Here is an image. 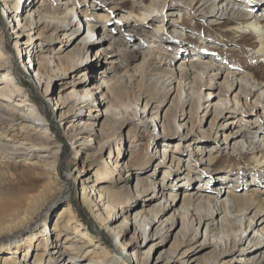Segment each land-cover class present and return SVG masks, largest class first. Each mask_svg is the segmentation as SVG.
<instances>
[{
  "label": "bare ground",
  "instance_id": "1",
  "mask_svg": "<svg viewBox=\"0 0 264 264\" xmlns=\"http://www.w3.org/2000/svg\"><path fill=\"white\" fill-rule=\"evenodd\" d=\"M120 1L124 0H111V3L102 9L117 10ZM179 1L188 9L197 11L209 22L213 20L208 15L216 17L220 14V18L228 16L236 23L235 26L231 24L229 28L254 32L258 43L253 49L259 56L260 60H258L264 61V4L252 7L251 4H245L240 0V2L237 0ZM152 2L150 5L152 11L160 10L159 0ZM4 3L6 16L15 34L17 54L23 58V62L27 61L26 65L31 64L28 69L34 70L37 83L45 97L51 99L53 94L57 93L54 87L58 85V80H64L65 83L67 78H73L70 82L80 86L84 82L83 78H90L93 87L80 92L74 90L73 95L81 100L80 108L88 107L92 113L95 106L97 114L94 115L92 122H84L81 118L78 123L69 124L66 134L73 147L76 143L92 145L93 141L96 142L99 138L97 149L100 153L109 149L110 162H106V169L104 167V170L99 171L98 184L90 187L85 180H82L81 199L91 213L101 220L114 240L121 243L124 248L132 247L130 253L136 264H193L194 262L195 264H264V195L263 190L258 186L264 180L260 167L263 163L264 169V123L245 133L238 127V129L232 128L233 122H228L230 115L227 114L232 108L235 110L238 107L255 108L257 104H261L264 112V80L261 81L255 73L243 75L240 69H230V64L226 65L223 61L224 57H219L217 54L216 57L212 56L209 59L195 56L196 58H192L191 62L182 61V68L177 71L173 67L176 59L174 51H164L163 45L165 48L172 46L177 50L183 48L185 45L182 43L183 34L171 41H159L160 44L156 47L153 44L156 40L150 39L156 38L157 34L151 33L150 41L143 43L146 50L137 51L132 48L130 37L117 38L108 31L103 32L101 30L103 25L99 28L98 24L92 23L91 20L103 21L106 17L97 16L94 14L96 12L91 14V7L83 1L4 0ZM83 6H86V9H83ZM251 8H259L260 11L254 14ZM85 29H88V34L77 41ZM96 32L99 33L97 41L91 35ZM44 38L51 39L52 46L53 42L60 43L63 50L56 51L52 46L44 45L47 40ZM38 41L44 43L39 45ZM98 41H101L99 46ZM95 48L97 50L94 57H90ZM4 49L3 37L0 34V70L8 71L5 76L0 73V81L3 84L0 86V163L7 157H20V155L30 160L38 157L48 161V165L43 164L44 170L33 168L37 174L31 175V178L39 181L42 178L40 176H48V171H50L49 177L52 176L51 171L56 169L60 157L58 151L61 145L45 129L46 118L39 109L21 98L22 88L12 81L15 78L10 70L13 65L12 56ZM108 60L113 67L106 66L105 69H109L103 76H99L102 73L98 71L99 64L103 65ZM135 62L138 63L132 68ZM80 69L83 70L79 72ZM177 78L178 84L174 86L173 82ZM219 78H224V82L222 81L220 85L217 82ZM169 79L173 80L169 81ZM188 80L190 82L185 84ZM190 83L194 90L198 88L201 91L208 84H216L226 94L227 98L221 99V109L217 111V116L207 129L204 128V118L211 111V106L207 107L203 118L200 119L202 105L200 104L198 108L197 98L189 92ZM66 85H62L55 98L61 109L68 108L72 99L64 94ZM175 91L178 97L172 108L173 117L181 118L184 122L181 124L182 127L187 128L191 125L192 131L197 128L202 138L209 135L216 140L212 144L207 141L201 142V139H198L199 142H190L193 148L189 153L184 175L178 176L182 177L183 184L192 185L199 177L204 178L208 175L207 173L218 160L217 152L221 150H231L239 156L250 153V159L252 158L255 165L245 163V166L249 167L250 172L253 171L254 178L256 174H260L259 181L254 183L250 181L249 185L241 190L237 189L236 184L232 187L226 185L228 183L224 180L234 182V177L229 179L224 176V180L221 181L220 175H217L214 177L216 179L214 191H207L204 188L192 190L191 187L186 186L182 189H174L166 184V177H163L162 181L149 175L143 177L134 171L131 161L121 164L119 158L123 140H120V130L126 126L125 124L136 122L138 125L134 127V133L140 125H143L150 132H157L161 127L165 134L172 128L170 123L172 115L168 113L162 121L161 111L167 99ZM138 92L141 97L137 95ZM234 93H236L235 98L232 100ZM254 95L256 99L255 103H252L250 99ZM14 96L21 99H14ZM212 96L210 93L207 95L208 98ZM90 97L95 98L94 101ZM144 97L148 99L146 108L141 107ZM154 101L159 104L150 110L151 116H149L148 108ZM231 102H234L235 107H231ZM75 108L76 106H71L67 111L61 112L60 119L69 122L71 117L76 116H73ZM260 118L264 122V116ZM137 145L134 136L130 140L129 151L134 152ZM114 146L119 153L118 159L113 163L111 155ZM191 159L196 161L197 167L202 165L200 171L194 172L190 165ZM183 161L173 156L171 166H176L180 170ZM143 162L148 164L149 160ZM116 173L118 177H115ZM25 175L29 177L28 174ZM136 175L138 182L133 188L131 182ZM53 183L54 180H51L41 189L33 185L28 189L29 193L22 196L14 192L8 194L9 203L5 204L9 207L18 204L17 200L25 201L27 205L22 211L19 210L20 208L11 209L12 213H26L19 223L17 221L18 225L29 223L40 211L41 206L53 194ZM96 185L98 192L95 189ZM117 186H122L123 189L119 190L120 192L115 191L114 188ZM95 191L99 200L96 199ZM140 199L143 201L141 202ZM6 200L7 195L0 199V202H7ZM139 205L142 208L136 210L135 207ZM67 212H69L67 208L63 209L59 221L55 224L57 239L51 242L48 251L37 254L30 264H124L122 259H114L119 248L114 247L116 251L114 252L103 240L92 238L81 228L83 223L78 219V215L70 211L71 215L67 219L65 216ZM168 213L171 215L163 222V217ZM119 219H122L121 223L115 226L114 223ZM61 221L65 222V228L71 226L75 230L74 233H80V236L66 235L61 242L59 239L63 233V229L60 228L63 223ZM167 222H170L173 231L179 228L174 242L167 256L153 258V251L165 245L169 236L174 234L171 228L165 226ZM129 231L132 232V236L127 241L125 236ZM37 233L45 234L44 240L49 239L47 228L39 229ZM37 233L31 234V237L27 236L22 243L28 245L29 242L31 243L32 235ZM22 243L14 240L11 245L21 246ZM1 258L0 264L29 262V259H25V255L21 260L16 256Z\"/></svg>",
  "mask_w": 264,
  "mask_h": 264
},
{
  "label": "rangeland",
  "instance_id": "2",
  "mask_svg": "<svg viewBox=\"0 0 264 264\" xmlns=\"http://www.w3.org/2000/svg\"><path fill=\"white\" fill-rule=\"evenodd\" d=\"M79 1L86 2L87 5L91 7V14L96 12L94 14H97V16L106 17L103 21L91 20L92 23L98 24L99 28L103 25V28H101L103 32L108 31L110 35L113 34L114 36H117V38H120V36L130 37V44L132 48L137 51L140 49L146 50V46L143 43H148L152 39L156 40L153 44L157 47L160 44L159 41H171V39L183 34L184 38L182 43L185 44L183 48H179L177 50L173 49L171 46L166 47L168 48L166 50L165 45H163V48L165 49H163L164 51H174L173 54L176 56V59L174 60L173 67L176 68L177 71L182 68V61L187 63L191 62V59L195 56L203 59H209L217 54L219 57H224L223 61L226 65L230 64V69H240V73L243 75H246L247 73H255L258 77H260L259 79L261 81L264 80V61H259V56L253 49L258 43L257 35L251 31L234 30L233 28H229L231 24H234L235 26L236 23L230 20L228 16L220 18V14L216 17H212L213 15L211 14L212 16L208 15V17L213 21L209 22L208 19L203 18L197 11L188 9L187 6L179 0H159L158 5L160 10H156L155 12L150 8L151 3H153L152 0L120 1L119 8L113 11L102 9V7L104 8L108 6L111 3V0ZM240 1L245 4H251L252 7L258 4H264V0ZM240 1L237 0V2ZM41 2L42 1H40V4ZM5 7L4 0H0V34L2 35L4 41V51L8 55L12 56L13 65L10 67V70L12 71V76L15 77L12 81L22 88V94L20 95L21 98L27 100L29 105L36 107L44 115L46 118L44 126L45 129H47V132L53 136L58 143H60L61 148L58 151L60 157L57 161L56 169L51 171L52 176L49 177L50 171L47 170L48 176H40L42 178L39 181H35L31 178V175L37 174L36 170L33 168L36 167L38 170H44L43 164L45 166L48 165V161L42 160L38 157H34V159L30 160L21 155L20 157H7L4 160H1L2 165L0 163V171H2V176L0 177V199L5 198L7 195V202H0V261L2 256H16L19 260H21L25 255V259H29V262H23L22 264H30V261H33L37 254L48 251L51 242L57 239V235L55 233L56 231L54 230L55 224L59 221L63 209L67 208L69 211L65 214L67 219L71 215L70 211L73 212V214H77L78 219H80L83 223L82 226L80 225L81 228L88 232L92 238L103 240L108 244V248L112 251H114V247H117V249L119 248L117 252L114 251L117 253L114 259H122L124 264H136V260L130 253L132 247L127 246L124 248L121 243L114 240L111 233L103 225L101 220L91 213L88 206L85 205L81 199L82 180H85L90 187L98 184L97 181H100L99 171L104 170V167L106 169V162H110L109 149L102 153H100L97 149V145L100 140L98 137V140L96 142L93 141L92 145H81L80 143H76L73 147V143L68 139L66 134L67 126L72 123H78V120H81V118L84 119V122L94 121V115L97 114V108L94 106L93 108L95 109L92 110V113H90L88 107L80 108V106H82L80 103L81 100H78V96L75 97L73 95L74 90L80 92L92 88L93 86L90 78H83L84 82L80 86H75L70 82L73 78H67L68 81L65 80V83L64 80H58V85L54 87L57 93L53 94L51 99L45 97L41 87H39L37 83L35 73H33L34 70L29 71L28 69V67H31V64L26 65L27 61L23 62V58H20L17 54L15 47V34L11 29L10 20L6 16ZM83 9H86V6H83ZM251 10L254 14H257L260 11L259 8H251ZM151 33H156V38L150 39V35H152ZM87 34L88 29H85L77 41L81 40V38ZM132 34L135 36L132 37ZM91 35H93V38L96 41L98 40V32L94 34L91 33ZM44 39H47L45 43L38 41L39 45H41L40 43H44V45L52 46L51 39ZM100 44L101 41H98L97 45L99 46ZM52 48L56 51L63 50L62 45L58 42H53ZM96 50L97 48L93 50L90 57H94ZM109 60L104 62L103 65L99 64L98 71L102 72L99 76H103L109 68L113 67V65H110ZM137 63L135 62L132 68ZM106 66L109 68L105 69ZM82 70L83 69H80L79 72ZM0 73L2 76H5L8 71L7 69H3L0 70ZM172 80L173 79H169V81ZM178 81L179 79L177 78L175 82H173L174 86H177ZM222 81L224 82V78H219L217 80L219 85L223 83ZM189 82L190 81L188 80L185 84H188ZM63 84H67L64 94L73 99H71L69 107L65 109L59 108V104L57 103L58 100L55 99L58 96L59 90H61ZM1 85H3L2 81H0V86ZM196 85L202 89L200 85ZM219 85L208 84V86L204 87L202 91L198 90V88H195L194 90V88L191 87V83L188 86L190 88L189 92L194 94L197 98L198 108L200 104L202 105L199 115L200 119L203 118L207 107L209 105L211 106V111L204 118L205 129L209 128L212 120L218 114L217 111L221 109V99L227 98L226 94L221 91ZM237 92L238 90L236 93ZM209 93L213 95L211 98L207 97ZM236 93L233 94L232 100L235 98L234 96ZM137 95L141 97L140 92H138ZM177 97L178 94L175 91L162 107V121L168 113L172 115V121L170 122L172 128L165 134L163 133V129L161 127L158 128L157 132H150L145 129L143 125H140L137 128V132L134 133L135 130L133 129L136 125H138L136 122L127 123L125 124L126 126H123V128L121 127V132H119L121 133L120 140H123V147L120 149L119 158L121 164L131 161L134 171L143 177L149 175L159 181H162V179L166 177V184L174 189H182L183 186H186L191 187L192 190H196V188H204L207 191H214V188H216V185H214L216 179L214 177L217 175H220L221 181L224 180V176L229 179L234 177V182H230L225 179V183H228L226 185L228 187H232L236 184L237 189L241 190L245 189V187L249 185L248 183L250 181H253V183L259 181L260 174H256L254 178L252 175L253 171L250 172V170H248L249 167L245 166V163H253L255 165L252 158L250 159V153H246L244 156H239L236 153H232L231 150H221L220 152H217L218 160L207 173L208 175L204 176V178L199 177L192 183V185L183 184L184 181L182 177L178 176L184 175V169L188 163L187 159L193 148L190 145V142L192 141L193 143V141L201 139V142L207 141L212 144L215 143L216 140L213 136L209 135H205V138H202L203 136L199 133L197 128L193 131L191 130V125H188L187 128L182 127L181 124L184 122H182L181 118L173 117L174 114L172 108H174V101ZM15 98L17 100L21 99L20 97L14 96V99ZM90 99L94 101L95 98L90 97ZM255 99L256 95L252 96L250 100L252 103H255ZM106 101H108V99ZM147 103L148 99L144 97L141 102V107L146 108ZM158 104L159 102L154 101L149 106V116H151L150 110L154 109V107ZM71 106H76L73 110V116H76H74V118L71 117L70 120L68 119L69 122L66 123L60 119V115L61 112L67 111ZM233 106L234 102H231V107ZM188 110L191 111L190 108H188ZM15 112L17 111L15 110ZM75 112L77 113L75 114ZM227 114L230 115L228 122H233L234 126L232 125V128H239L245 133L247 130L253 129L258 124L264 123L260 118V116H264L261 104H257L255 108H253V106H249L248 109L238 107V109L235 110L232 108L229 112L227 111ZM133 135L135 136V140L138 144L136 148H134V152L129 151L131 148L130 140L134 138ZM112 151L113 153L111 157L114 163L118 159L119 152L115 146ZM173 156L184 160L181 164L180 170H178L176 166H171V159ZM146 159L149 160L148 164L143 162V160L145 161ZM262 164L263 163L260 164V167L262 168L261 171L264 176ZM190 165L192 166L194 172L198 170L200 171V168H202V165L197 167L198 164H196V161H192V159L190 161ZM239 166L240 169H238ZM166 172L168 173L167 175ZM25 174H28L29 177L27 178ZM115 177H118L117 173L115 174ZM51 180H54L53 186L56 191L53 189V194L50 199L43 206H41L40 211L31 221H29V223H25V225H18L17 221L19 223L26 213L21 212L22 215L20 212L12 213L13 210L11 209L15 208V210H17L20 208L19 210L22 211L26 209L27 205H25V201L17 200L16 203L18 204H15L14 207H9L8 204H5L9 203L8 194L14 192L18 193L19 196L26 195L29 193L28 189L32 188L33 185L37 186V189H41L45 183H49ZM137 182L138 176L136 175L131 182L133 188L136 187ZM263 183L264 180L260 182L261 186H258L261 190H263L262 194L264 195ZM95 189L98 192V185H96ZM122 189V186L114 188V190L118 192ZM97 192L95 193L96 199L99 200ZM140 200L141 202L143 201L142 199ZM2 203L4 204L1 205ZM141 208L142 206L140 205L135 207L136 210H140ZM2 209H5L6 211H3ZM170 215L171 213H168L164 216L162 219L163 222ZM121 221L122 219L117 220L114 225L116 226L120 224ZM64 223L65 222H63L60 227L63 229V233L59 237L61 242L64 241L66 235L72 237H76L77 235L80 236V233H74L75 230L71 226L65 228ZM165 226H167V228H171L170 222H167ZM44 227L47 228L49 232L48 240H44V237H46L45 234L37 233L39 232V229ZM172 229L173 228H171V231H173ZM178 229L179 228L172 232V234H174L169 236V240L167 239L166 243H164L165 245H161L158 249L153 251V258H158L161 255L163 257L165 255L167 256V252L174 242ZM35 233L38 235H32L33 238L31 239V243L29 242L30 244L28 243V245H26L22 243L27 236L30 235L31 237V234ZM126 234L125 240L129 241L132 236V232L129 231ZM121 237H123V235ZM14 240H19L22 243L21 246H17L15 244L11 245ZM10 251L12 252L8 254ZM195 263L196 262L193 264Z\"/></svg>",
  "mask_w": 264,
  "mask_h": 264
}]
</instances>
